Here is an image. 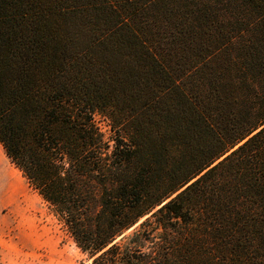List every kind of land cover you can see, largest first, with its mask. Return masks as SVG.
<instances>
[{
	"label": "trees",
	"instance_id": "1",
	"mask_svg": "<svg viewBox=\"0 0 264 264\" xmlns=\"http://www.w3.org/2000/svg\"><path fill=\"white\" fill-rule=\"evenodd\" d=\"M0 146L90 264H264V0H0Z\"/></svg>",
	"mask_w": 264,
	"mask_h": 264
},
{
	"label": "rangeland",
	"instance_id": "2",
	"mask_svg": "<svg viewBox=\"0 0 264 264\" xmlns=\"http://www.w3.org/2000/svg\"><path fill=\"white\" fill-rule=\"evenodd\" d=\"M94 119L107 139L108 121L99 115ZM5 162L6 171L0 173V191L8 181L0 201V264H90L21 173Z\"/></svg>",
	"mask_w": 264,
	"mask_h": 264
},
{
	"label": "crops",
	"instance_id": "3",
	"mask_svg": "<svg viewBox=\"0 0 264 264\" xmlns=\"http://www.w3.org/2000/svg\"><path fill=\"white\" fill-rule=\"evenodd\" d=\"M5 160L8 161V159L6 158V156L3 152L2 147L0 146V173L2 174V176H3V172L6 171V168H7ZM0 181H3V180L0 179ZM7 185H8V181H7V179H5L4 188L2 189V191H0V201H1V196L3 195V192L4 191L7 192ZM0 217H1V214H0Z\"/></svg>",
	"mask_w": 264,
	"mask_h": 264
}]
</instances>
